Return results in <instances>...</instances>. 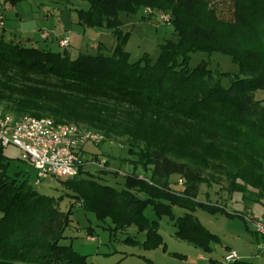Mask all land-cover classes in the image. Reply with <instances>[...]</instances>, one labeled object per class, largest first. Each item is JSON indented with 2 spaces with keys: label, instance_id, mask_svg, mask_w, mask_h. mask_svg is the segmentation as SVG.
<instances>
[{
  "label": "trees",
  "instance_id": "16d2710c",
  "mask_svg": "<svg viewBox=\"0 0 264 264\" xmlns=\"http://www.w3.org/2000/svg\"><path fill=\"white\" fill-rule=\"evenodd\" d=\"M43 1L76 11L86 28L111 30L117 44L109 53L100 49L73 58L67 50L37 47L30 38L2 35L0 108L18 119L84 125L107 140L125 136L128 154L151 177L135 170L116 189L81 166L77 178L57 179L68 193L53 198L28 180L10 177L0 161V264H88L62 243L74 207L62 208L65 197L113 231L136 227L145 240L125 242L145 250H166L159 222L150 221L147 208L158 218H174L173 209L182 208L176 237L208 250L217 237L194 211L222 210L197 201L200 186L226 180L231 193L250 194L259 203L264 194V101L256 99L264 90V0ZM75 1L89 8L76 9ZM142 9L166 15L174 29L175 38L160 45L156 61L145 54L133 62L126 49L130 33L122 31L121 18ZM223 11L231 19L222 18ZM199 52L230 56L238 73L213 70L204 61L191 67V55ZM225 77L229 87L222 84ZM173 176L182 188H172Z\"/></svg>",
  "mask_w": 264,
  "mask_h": 264
},
{
  "label": "rangeland",
  "instance_id": "374dc122",
  "mask_svg": "<svg viewBox=\"0 0 264 264\" xmlns=\"http://www.w3.org/2000/svg\"><path fill=\"white\" fill-rule=\"evenodd\" d=\"M6 7L8 20L5 28L0 27V37L4 35L9 39L13 34L27 39L32 32L44 29L46 33L53 32L55 41L50 39L48 42H39V39H36L38 42L35 45L53 52L67 50L73 58L81 53L96 54L100 51L101 45L106 47L101 51L109 53L117 44V38L111 30L82 26L77 12L63 4L23 0L13 6L8 3ZM74 8L87 10L89 4L75 1ZM230 15V11H223L220 14L224 19H231ZM166 17L152 14L150 9H142L135 16L121 18L122 31L130 33L126 49L131 61H137L145 54H149L156 61L160 54V45L175 38L174 29L165 21ZM67 30L83 35L89 49L80 52L72 47L61 48L59 40ZM203 61L208 62L213 70L219 69L232 75L238 73V66L230 56L201 52L191 55V67H196ZM222 84L229 87L230 79L223 78ZM256 99L264 101V90L256 93ZM0 111L3 112L2 108ZM76 126L87 130L84 125ZM126 140L128 138L125 136L114 140H107L105 137L104 141L97 145H87L82 154L84 169L105 178L101 182L116 189L122 188L123 176L132 174L135 170L140 177H151V172H145L141 166L135 164L136 157L128 154ZM0 161L5 165V171L10 177H16L20 181L28 180L29 184L42 195L59 198L68 193L57 178L48 177L39 181L35 168L23 159L22 152L16 147L3 149L0 152ZM103 162L105 163L102 164ZM169 181L173 189L182 188V181L178 176L171 177ZM230 189L232 187L226 180L200 186L197 201L205 203L209 208L222 210L213 213L197 207L194 211L203 227L217 237L210 243L208 250L197 248L176 237L175 219L186 212L182 208L173 209L174 218H158L151 207L147 208L145 214L150 221L159 222V232L166 243V250L163 246L145 250L139 245L125 242L128 237L143 242L146 238L145 233H139L134 226L122 231H113L109 222L99 221L92 213H86L68 197L64 198L62 208L67 211L74 205L72 223L67 228L66 239L62 243L71 245L76 252L86 256L88 264H233L236 261L264 264V256L260 253L259 247L261 238L247 222V218L252 215H262L263 208L259 202L248 199L251 197L250 194L247 195L248 198H244L243 194H233ZM89 229L92 235L88 233ZM233 251L237 253V260L228 263L227 258Z\"/></svg>",
  "mask_w": 264,
  "mask_h": 264
},
{
  "label": "built area",
  "instance_id": "2783aa9c",
  "mask_svg": "<svg viewBox=\"0 0 264 264\" xmlns=\"http://www.w3.org/2000/svg\"><path fill=\"white\" fill-rule=\"evenodd\" d=\"M4 0H0V27L4 28L5 10ZM150 13V11H149ZM169 23V17L165 18ZM49 33H44L47 39ZM61 48H69L68 38L59 41ZM105 137L73 124H59L49 118L37 119L33 117L15 118L0 111V149L10 146L18 148L22 157L37 171L39 181L48 177L74 179L79 175L83 166L82 154L87 145H97ZM103 162L102 164H104ZM263 214L252 215L247 222L254 232L261 238L260 253L264 256V194L260 199ZM93 239V238H92ZM94 240V239H93ZM237 260V253L231 252L228 263Z\"/></svg>",
  "mask_w": 264,
  "mask_h": 264
},
{
  "label": "crops",
  "instance_id": "0c3cea01",
  "mask_svg": "<svg viewBox=\"0 0 264 264\" xmlns=\"http://www.w3.org/2000/svg\"><path fill=\"white\" fill-rule=\"evenodd\" d=\"M7 4L8 3H6V5H4V10H5V17H6V19H5V24H4V28H5V26H6V21L8 20L7 19ZM43 33H46V31L44 30V29H39L38 31H35V33H33L32 32V35H30V37H33V38H30V37H28V38H30V39H32V41L33 42H38V40H36V39H39V42L40 41H46V42H48L50 39L52 40V41H55V38L52 36V34H53V32H52V34H50V36H49V38L48 39H44L43 38ZM65 38H69L70 39V47H72V48H74V49H76V50H78V51H80V52H82L84 49L85 50H88L89 48V45L85 42V40H84V38H83V35H81V34H78V33H75V32H72V31H66L65 32V34L63 35V38L62 39H65ZM62 39H60V40H62ZM59 40V41H60ZM99 48H101V49H103L104 48V45H101V46H99Z\"/></svg>",
  "mask_w": 264,
  "mask_h": 264
}]
</instances>
